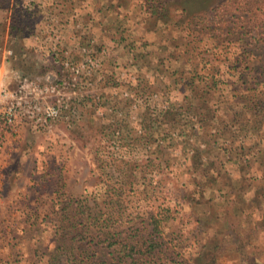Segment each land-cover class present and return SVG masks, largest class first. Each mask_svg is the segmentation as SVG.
Instances as JSON below:
<instances>
[{"label":"rangeland","instance_id":"obj_1","mask_svg":"<svg viewBox=\"0 0 264 264\" xmlns=\"http://www.w3.org/2000/svg\"><path fill=\"white\" fill-rule=\"evenodd\" d=\"M218 2L0 0V77L11 90L12 72L49 77L67 105L49 131L25 125L17 135L0 117V166L13 139L0 199H21L3 202L0 213H20L17 245L31 264H55L61 252L64 234L49 217L60 180L68 197L91 194L90 207H102L107 186L124 177L128 211L171 209L166 237H177L186 259L217 251L224 264L264 261V231L244 228L257 224L264 200V109H254L264 95L250 91L264 65L245 57L244 78L229 84L237 80L226 63L234 48H216L189 15L205 17ZM152 3L168 8L170 20L151 16ZM232 233L245 235L246 250Z\"/></svg>","mask_w":264,"mask_h":264},{"label":"trees","instance_id":"obj_2","mask_svg":"<svg viewBox=\"0 0 264 264\" xmlns=\"http://www.w3.org/2000/svg\"><path fill=\"white\" fill-rule=\"evenodd\" d=\"M214 5L205 17L189 15L201 31L215 41L216 48L224 46L226 42L234 48L233 57L226 61L228 69L237 76V80L229 83L233 86L244 78L249 69L245 57L260 58L264 65V0H220ZM150 10L151 16L160 15L166 18L165 21L170 20L169 9L163 4L152 3ZM230 76L233 74L230 73ZM245 82L250 83V79ZM212 83L218 87L216 78ZM251 84L250 91L264 95V72L254 77ZM235 92L241 91L235 89ZM254 109L263 111L264 103L258 101ZM125 174L126 171H123ZM122 180L121 185L107 186L102 207H90L91 194L80 198L68 197L63 191L65 183L59 181L52 192L49 216L55 234H64L59 247L61 252L51 257L55 264H191L192 261L193 264H221L217 251L211 253L210 259H206L203 252L192 261L186 259L185 253L174 245L177 237H166L165 228L170 221L171 209H153L147 215L128 211L122 201V192L126 191V186L131 188V184H126L125 177ZM93 197L96 199V195ZM260 199L257 198L258 201ZM217 215L220 220L221 215ZM218 241L216 239V244ZM242 241L241 246L236 244L238 248L247 247L246 239ZM243 262L258 264L256 261Z\"/></svg>","mask_w":264,"mask_h":264},{"label":"built area","instance_id":"obj_3","mask_svg":"<svg viewBox=\"0 0 264 264\" xmlns=\"http://www.w3.org/2000/svg\"><path fill=\"white\" fill-rule=\"evenodd\" d=\"M65 67H69L65 63ZM17 84L15 90L6 85V75L0 77V117L7 129L17 135L23 126L30 127L34 132L51 130L54 123L61 119L63 108L67 105L58 99V86L53 85L49 77L40 83L17 72H12ZM57 94V95H56ZM55 96L56 101H52ZM3 135L0 134V151Z\"/></svg>","mask_w":264,"mask_h":264},{"label":"crops","instance_id":"obj_4","mask_svg":"<svg viewBox=\"0 0 264 264\" xmlns=\"http://www.w3.org/2000/svg\"><path fill=\"white\" fill-rule=\"evenodd\" d=\"M24 127V126H23ZM22 127V129H23ZM21 132V131H20ZM12 141L13 139L11 138L10 135H7V139H6V144H5V149H4V154L2 155V161H1V166H0V195L4 193V190L6 188V184H5V179L9 176L8 175V163H9V159L8 156L10 154V146L12 145ZM20 202L21 199L14 201L12 199H4V201H2L0 199V206L3 204V202L5 203H9L10 205L12 203H14L15 205H18L17 202ZM261 201V204H260ZM13 204V205H14ZM32 205V204H31ZM258 206H261V208H258V212H257V224L252 225L254 227L252 228H248L246 227L247 225L245 224L244 228L246 230H260L261 227V231L263 232L264 230L262 229V224H264V200L260 199L259 200V204ZM3 207V205L0 207V209ZM21 218L20 213H15L12 215H7L6 213H0V229L4 230L2 233H0V264H31L27 258H26V248H23L22 246H18V240L20 238L19 235L22 234V231L19 229L21 228L20 224H18L17 222L14 224V221H18ZM263 222V223H262ZM250 226V224H249ZM251 227V226H250ZM232 236L234 238H237L239 241H241L243 238L245 239L246 237H244L245 235H242V233L234 234L232 233ZM258 237H263L262 240L264 242V234L262 236H258ZM11 243V244H10ZM259 244V243H257ZM243 248V246H242ZM244 250H246V248H243ZM232 252L236 253V251H238L235 247H233ZM260 251V250H259ZM262 251V250H261ZM199 253L197 252V254L195 255V257L198 255ZM254 254H258V253H254ZM260 254V253H259ZM261 254H264V251L261 252ZM18 255H21V257H17ZM30 257V255H28ZM27 256V257H28ZM231 259H229V263L230 264H241L242 262L238 261L237 263V257H229ZM246 260V259H244ZM243 260V261H244ZM221 261V258H220ZM247 261V260H246ZM259 264H264V261H258ZM221 264H224L221 261Z\"/></svg>","mask_w":264,"mask_h":264}]
</instances>
